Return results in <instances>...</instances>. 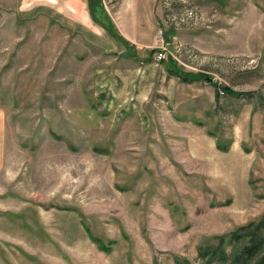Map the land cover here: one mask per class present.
Listing matches in <instances>:
<instances>
[{"label":"rangeland","instance_id":"obj_1","mask_svg":"<svg viewBox=\"0 0 264 264\" xmlns=\"http://www.w3.org/2000/svg\"><path fill=\"white\" fill-rule=\"evenodd\" d=\"M90 2L125 51L85 0H0V264H200L264 215V0ZM158 38L238 95L150 69L130 99L123 62Z\"/></svg>","mask_w":264,"mask_h":264},{"label":"trees","instance_id":"obj_2","mask_svg":"<svg viewBox=\"0 0 264 264\" xmlns=\"http://www.w3.org/2000/svg\"><path fill=\"white\" fill-rule=\"evenodd\" d=\"M93 16L95 17V15ZM109 33L122 43H126L121 36L114 35L113 32ZM171 65V68H166L167 72L178 77L181 82L189 83L194 80L208 81L214 87L215 96L218 95L219 91L221 93L226 92V94L229 95H238L237 92L232 91L229 87L217 86L218 84L212 82L211 78L205 74L190 72L181 73L176 66H173L172 63ZM215 147L220 151H225L227 149L226 146H222L217 141H215ZM263 230L264 215L257 221L248 222L231 231L228 235V241L231 245L227 250L225 248V242L221 237H217L216 241L212 244L197 246L196 254L200 260V264H264ZM90 239L97 244H102L101 241L95 237H90ZM107 243L110 244L111 241H107ZM96 246L98 247V245ZM98 248L103 252H108L110 250L109 246H99ZM173 261L174 264H190L189 261L183 257H175Z\"/></svg>","mask_w":264,"mask_h":264},{"label":"crops","instance_id":"obj_3","mask_svg":"<svg viewBox=\"0 0 264 264\" xmlns=\"http://www.w3.org/2000/svg\"><path fill=\"white\" fill-rule=\"evenodd\" d=\"M85 17H87L88 21L92 24V29L91 31L94 33H96L98 31V33H100V39L96 37H94L92 35H89V37H91V41L93 43H97V40H99V44L97 43V45L99 47H101L104 51L107 52H116V53H121L123 51H125L126 49L122 47V45L119 43L118 39H115V37H113L110 33H109V29L108 27L103 23L100 22L98 20H96L95 18H93V16L91 15L90 11H91V6H89V0H85ZM36 12H43L41 11V8H39V10H37ZM103 33V34H101ZM104 35V36H102ZM95 45V44H94ZM126 46H128V44H125ZM125 45H123L125 47ZM128 57L131 58H136L138 57L135 54L127 55ZM166 56V55H165ZM166 62L165 60H163L160 64L156 61V62H148L146 60H144L145 62H141V61H136V60H127L124 61V66L121 67V69H124L123 72L126 73V79H127V84L129 86V90L131 89V95H130V99L134 98V99H143L140 97H138V81H140L141 79H143L146 76H149L150 73L148 70L153 69L154 70V74H152V77L155 81L156 85H161L164 86L165 88H161L160 93H166L167 91V82L170 81H175V80H179L178 77H176L175 75L169 74L166 70L167 67L171 68L173 64V66H177L176 63L173 61L172 57L170 55L166 56ZM171 58V59H170ZM122 65V64H121ZM178 71L179 72H183V70L179 67ZM180 81V80H179ZM185 83V82H183ZM165 89V90H163ZM169 95V92H167ZM164 96H161V99L167 100L168 95L167 94H163ZM0 122H1V113H0ZM203 140V139H202ZM204 141H206L204 139Z\"/></svg>","mask_w":264,"mask_h":264},{"label":"built area","instance_id":"obj_4","mask_svg":"<svg viewBox=\"0 0 264 264\" xmlns=\"http://www.w3.org/2000/svg\"><path fill=\"white\" fill-rule=\"evenodd\" d=\"M158 42L161 43L160 38H158ZM164 57H165V47L161 43L158 49L156 50V52L154 53V60L158 62Z\"/></svg>","mask_w":264,"mask_h":264},{"label":"flooded vegetation","instance_id":"obj_5","mask_svg":"<svg viewBox=\"0 0 264 264\" xmlns=\"http://www.w3.org/2000/svg\"><path fill=\"white\" fill-rule=\"evenodd\" d=\"M89 6H90V0H89Z\"/></svg>","mask_w":264,"mask_h":264}]
</instances>
